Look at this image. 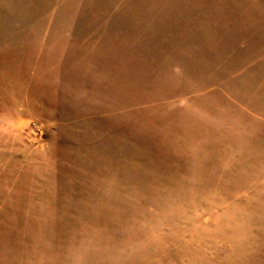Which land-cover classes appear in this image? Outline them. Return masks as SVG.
Here are the masks:
<instances>
[{"label": "rangeland", "instance_id": "1", "mask_svg": "<svg viewBox=\"0 0 264 264\" xmlns=\"http://www.w3.org/2000/svg\"><path fill=\"white\" fill-rule=\"evenodd\" d=\"M0 264H264V0H0Z\"/></svg>", "mask_w": 264, "mask_h": 264}]
</instances>
